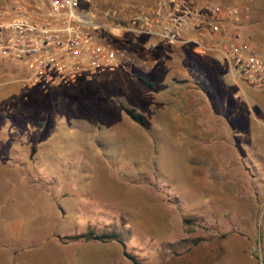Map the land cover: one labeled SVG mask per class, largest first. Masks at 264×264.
<instances>
[{
    "label": "rangeland",
    "instance_id": "374dc122",
    "mask_svg": "<svg viewBox=\"0 0 264 264\" xmlns=\"http://www.w3.org/2000/svg\"><path fill=\"white\" fill-rule=\"evenodd\" d=\"M216 1L264 48V0ZM153 2L80 0L126 53L115 72L26 87L0 65V264H264V90L128 32ZM86 232L122 245L64 239Z\"/></svg>",
    "mask_w": 264,
    "mask_h": 264
},
{
    "label": "built area",
    "instance_id": "2783aa9c",
    "mask_svg": "<svg viewBox=\"0 0 264 264\" xmlns=\"http://www.w3.org/2000/svg\"><path fill=\"white\" fill-rule=\"evenodd\" d=\"M242 22L240 11L216 0H154L150 13L129 19L127 31L155 44L190 47L225 64L233 80L264 90V48L249 42ZM101 31L80 0H11L0 8V63L22 69L26 87L112 73L127 56L104 42Z\"/></svg>",
    "mask_w": 264,
    "mask_h": 264
},
{
    "label": "trees",
    "instance_id": "16d2710c",
    "mask_svg": "<svg viewBox=\"0 0 264 264\" xmlns=\"http://www.w3.org/2000/svg\"><path fill=\"white\" fill-rule=\"evenodd\" d=\"M1 64L6 65V68L9 70V72L12 71V69H10V68H12L13 65H11L10 63L3 62V63H0V65ZM138 80L144 86H146L148 88L151 87V84L147 83L146 81H144L142 79H138ZM122 111L133 122L137 123L138 125H140L142 127L145 126L144 119L141 116L136 115L133 112H131V111L125 109V108H122ZM0 162H3V161L0 160ZM184 222H186V221H184ZM64 239L65 240H69V241H76V240L89 241V240H95V241H99L101 243H107L109 241H114V242H117L118 244H121L122 245V241L120 240V238H118V236L116 234H113V233H110V234H102V235H93L91 232H86V233H82V234H79V235L64 237ZM122 254H123L124 257H126L128 260H130V262L132 264H138L136 262V260L134 259L133 256H129L125 252H122Z\"/></svg>",
    "mask_w": 264,
    "mask_h": 264
},
{
    "label": "crops",
    "instance_id": "0c3cea01",
    "mask_svg": "<svg viewBox=\"0 0 264 264\" xmlns=\"http://www.w3.org/2000/svg\"><path fill=\"white\" fill-rule=\"evenodd\" d=\"M3 166H5V164L4 163H0V169H2V167ZM129 192V191H128ZM128 194V193H127ZM10 228V234H11V239H16L17 238V236L15 235V234H17L18 232H17V225H12L11 224V226L9 227Z\"/></svg>",
    "mask_w": 264,
    "mask_h": 264
}]
</instances>
